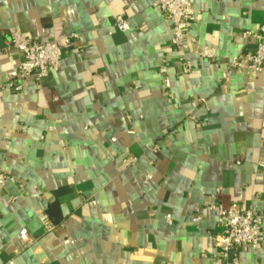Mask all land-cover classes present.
<instances>
[{
  "label": "crops",
  "instance_id": "1",
  "mask_svg": "<svg viewBox=\"0 0 264 264\" xmlns=\"http://www.w3.org/2000/svg\"><path fill=\"white\" fill-rule=\"evenodd\" d=\"M192 7L175 48L152 0H0V169L14 178L3 197L16 196L0 202V264H211V206L232 202L262 221L261 248H239L238 264H264V74L220 77L222 61L254 48L241 34L264 23V0ZM116 15L126 31L113 27ZM9 27L77 40L57 71L15 91Z\"/></svg>",
  "mask_w": 264,
  "mask_h": 264
},
{
  "label": "built area",
  "instance_id": "2",
  "mask_svg": "<svg viewBox=\"0 0 264 264\" xmlns=\"http://www.w3.org/2000/svg\"><path fill=\"white\" fill-rule=\"evenodd\" d=\"M192 4L193 0H152V6L159 9L171 23L170 43L175 48H181L189 36L190 21L194 13ZM112 25L121 32L128 29L127 21L120 15L113 18ZM6 35L7 46L16 50L18 55L16 71L7 83V86L15 91L22 88V82L30 75H33L36 80H40L48 72L57 71L60 68L61 49L73 46L77 40V35L70 33L64 36L61 45H58L56 42L26 37L15 27H9ZM241 35L243 38H253L254 48L249 53H239L221 62L220 77L223 80L233 74H264V23L260 24L254 32L244 31ZM197 52L199 57L214 61L215 51L212 48L201 47ZM184 66L185 72L191 70V64L185 62ZM165 71L164 67L159 69V72L163 74V85L168 87L169 81ZM191 104L195 106L196 100H193ZM262 125L264 126V120ZM150 149L154 151L155 148L151 146ZM122 161L125 165H131L136 161V158L128 155L124 156ZM6 182H14V178L0 169V202L4 199L5 202L11 203L16 199V196L3 197ZM221 192V187L215 189L218 197ZM211 209L216 211L217 226L219 227V232L212 238L216 254L211 264H238L236 251L239 248L244 246L251 250L261 248L263 242L262 221L258 214L250 208L234 202L228 206L217 203L212 205ZM39 219L44 231L56 229L57 226L51 222L46 213H41ZM197 219L198 217L193 218L194 221ZM166 221L171 223L169 215L166 216ZM18 234L21 240L25 242L30 240L25 228H20Z\"/></svg>",
  "mask_w": 264,
  "mask_h": 264
}]
</instances>
